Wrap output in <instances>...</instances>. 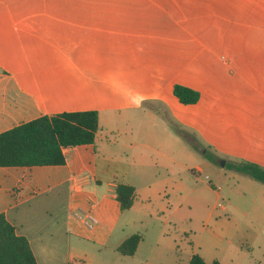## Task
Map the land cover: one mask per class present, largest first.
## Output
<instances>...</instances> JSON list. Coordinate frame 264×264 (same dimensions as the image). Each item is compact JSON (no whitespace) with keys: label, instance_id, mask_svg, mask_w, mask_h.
<instances>
[{"label":"crops","instance_id":"0c3cea01","mask_svg":"<svg viewBox=\"0 0 264 264\" xmlns=\"http://www.w3.org/2000/svg\"><path fill=\"white\" fill-rule=\"evenodd\" d=\"M86 111L99 112L96 142L65 149L64 165L0 167V214L38 264L136 255L119 252L130 236L116 194L128 184L138 197L133 164L169 168L195 146L264 167V0H0V134Z\"/></svg>","mask_w":264,"mask_h":264},{"label":"rangeland","instance_id":"374dc122","mask_svg":"<svg viewBox=\"0 0 264 264\" xmlns=\"http://www.w3.org/2000/svg\"><path fill=\"white\" fill-rule=\"evenodd\" d=\"M178 150L169 168L160 164L139 174L141 167L132 166L138 197L118 232L143 240L126 264H189L193 254L209 263L264 264V184L227 168L228 161L224 167L213 162L200 147L190 160ZM112 254L107 249L109 263Z\"/></svg>","mask_w":264,"mask_h":264},{"label":"trees","instance_id":"16d2710c","mask_svg":"<svg viewBox=\"0 0 264 264\" xmlns=\"http://www.w3.org/2000/svg\"><path fill=\"white\" fill-rule=\"evenodd\" d=\"M174 94L185 105L196 104L200 100L198 91L182 85L174 87ZM99 131L100 116L97 111L40 117L0 134V167L64 165L65 149L94 144ZM207 157L217 162L213 157ZM226 167L264 184V167L259 164L240 160L227 162ZM116 194L123 211L133 207L137 197L133 186L120 184ZM142 239L141 234L131 235L119 247V252L123 256H133ZM0 264H38L28 239L18 234L5 214H0ZM189 264L222 263L219 260L207 263L201 255L194 254Z\"/></svg>","mask_w":264,"mask_h":264},{"label":"built area","instance_id":"2783aa9c","mask_svg":"<svg viewBox=\"0 0 264 264\" xmlns=\"http://www.w3.org/2000/svg\"><path fill=\"white\" fill-rule=\"evenodd\" d=\"M76 217L88 228H93L98 223V220L91 212L77 213Z\"/></svg>","mask_w":264,"mask_h":264},{"label":"water","instance_id":"95a60500","mask_svg":"<svg viewBox=\"0 0 264 264\" xmlns=\"http://www.w3.org/2000/svg\"><path fill=\"white\" fill-rule=\"evenodd\" d=\"M226 164L225 160H222L221 165L224 167Z\"/></svg>","mask_w":264,"mask_h":264}]
</instances>
